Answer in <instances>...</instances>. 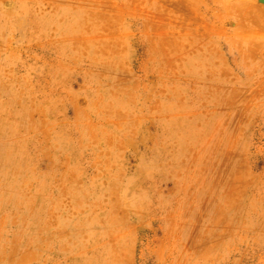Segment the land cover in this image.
Wrapping results in <instances>:
<instances>
[{"label":"rangeland","instance_id":"rangeland-1","mask_svg":"<svg viewBox=\"0 0 264 264\" xmlns=\"http://www.w3.org/2000/svg\"><path fill=\"white\" fill-rule=\"evenodd\" d=\"M0 264H264L263 0H0Z\"/></svg>","mask_w":264,"mask_h":264},{"label":"bare ground","instance_id":"bare-ground-1","mask_svg":"<svg viewBox=\"0 0 264 264\" xmlns=\"http://www.w3.org/2000/svg\"><path fill=\"white\" fill-rule=\"evenodd\" d=\"M263 2H264V0H263Z\"/></svg>","mask_w":264,"mask_h":264}]
</instances>
